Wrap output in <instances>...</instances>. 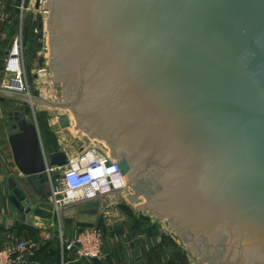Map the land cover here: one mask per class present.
<instances>
[{
    "label": "water",
    "instance_id": "water-1",
    "mask_svg": "<svg viewBox=\"0 0 264 264\" xmlns=\"http://www.w3.org/2000/svg\"><path fill=\"white\" fill-rule=\"evenodd\" d=\"M42 8L55 101L37 90L0 97L54 107L61 127L120 172L124 187L112 192L128 189L139 212L165 220L194 264H264V0H44ZM33 21L24 14V46ZM21 115L7 139L17 170L8 202L28 222L51 223L52 168L69 158L46 153L37 125ZM101 197L77 202L76 220L62 211L64 225L93 227Z\"/></svg>",
    "mask_w": 264,
    "mask_h": 264
},
{
    "label": "crops",
    "instance_id": "crops-1",
    "mask_svg": "<svg viewBox=\"0 0 264 264\" xmlns=\"http://www.w3.org/2000/svg\"><path fill=\"white\" fill-rule=\"evenodd\" d=\"M29 2V0H28ZM26 0H0V59L2 50L17 31L20 6ZM28 5V3H26ZM14 33L11 34L12 29ZM8 41V42H7ZM2 60V59H1ZM1 67V65H0ZM11 79L0 70V90H5V84ZM26 86L31 88L26 78ZM30 91L33 89H29ZM7 100L0 97V102ZM10 100V99H9ZM28 105V104H27ZM64 128V127H62ZM5 130L0 131V246H7L18 242L35 244L26 258L27 264H93L84 258H77L71 251H67L59 242L56 246V237L49 241L41 238L42 229L51 224V232H58V225L54 219L51 223H43L37 217L28 222V217L21 213L8 202L11 191L7 188V180L10 174L17 175V170L11 156L9 134ZM94 148L102 154L96 147L83 148L69 158L81 156V152ZM97 150H96V149ZM55 152V151H50ZM48 153V152H47ZM30 192V189L28 190ZM130 191L128 189L111 192L102 195L99 200V209L91 216L94 226L100 225L103 228L104 243L102 255L99 258L101 264H194L193 254L185 249L184 244L178 236L172 232L157 231L154 217L147 213L139 212L136 205L131 204L125 198ZM88 200L83 199L81 201ZM80 202V201H79ZM139 204H141L139 202ZM73 206H67L63 211L72 215L73 218L79 213L71 214ZM134 207V208H133ZM129 209L130 213L126 210ZM133 209V210H131ZM137 212H135V210ZM54 218V217H53ZM79 227L66 226L62 223V230L65 238H70L72 231ZM192 255V256H190ZM192 257V260H191ZM188 261V263H187Z\"/></svg>",
    "mask_w": 264,
    "mask_h": 264
},
{
    "label": "built area",
    "instance_id": "built-area-1",
    "mask_svg": "<svg viewBox=\"0 0 264 264\" xmlns=\"http://www.w3.org/2000/svg\"><path fill=\"white\" fill-rule=\"evenodd\" d=\"M35 1L30 5L34 10ZM43 2L41 1V4ZM47 15L48 12L42 8ZM18 28L13 37L9 40L8 45L2 50V70L5 75H10V81L5 84L6 90L16 91L19 93H30L26 86V79L23 75V42H22V19L24 4H21ZM29 9V8H28ZM45 20V19H44ZM38 33V27L34 29ZM46 35L44 36V39ZM12 82V84H10ZM81 156L73 159L69 158L67 165L59 168H52V172H59L57 179H50L51 200L53 206V214L56 218L53 220L58 225V232H51V224L42 229L41 238L49 241L53 237L60 240V244L67 251H71L75 257L84 258L90 263L94 257L100 258L102 255V247L104 236L99 227L77 228L71 232L70 238H65L62 230V211L67 206H75L77 202L92 198L96 195L109 194L114 190L120 189L115 185V181L119 178L122 180L120 172L115 168L111 159L107 156L98 154L94 148L83 151ZM51 178V177H50ZM111 185V187H110ZM77 193H82L77 196ZM35 248V244L18 242L7 246L0 247V264H27L26 258L31 249ZM62 263L65 264L62 259Z\"/></svg>",
    "mask_w": 264,
    "mask_h": 264
},
{
    "label": "rangeland",
    "instance_id": "rangeland-1",
    "mask_svg": "<svg viewBox=\"0 0 264 264\" xmlns=\"http://www.w3.org/2000/svg\"><path fill=\"white\" fill-rule=\"evenodd\" d=\"M33 0H26V3H31ZM42 2L44 0H41ZM24 4L23 15L26 13H33L34 21L32 23V28L30 29L28 36H27V45L23 46L22 58H23V75L25 79L27 78L28 81L32 82L30 85L33 90H37L40 92V95L46 99L55 101L54 98V90H52V81H51V74L48 70V61L49 58L47 57V47H46V38L47 31L45 28L42 30L38 29V33L34 32V29L38 27V22L44 23V19L47 18V14L40 8L38 11L31 9L30 5L28 7L27 4ZM22 4V3H21ZM42 6V4H41ZM21 7V6H20ZM29 8V9H28ZM22 12V9L20 10ZM14 28L11 31V34L14 33ZM42 34V38L36 40L37 36ZM9 41V40H8ZM7 41V42H8ZM2 59V56H1ZM0 59V70L2 69V62L3 59ZM10 78V75H7ZM29 105L20 103L19 101L14 100H2L0 102V131L4 132L8 130V132L12 131V120L11 117H14L16 112H21V118L26 119L28 122H33L37 125L39 134L41 136V141L45 142L46 147H44V151H58L62 150L66 154L69 155L74 154L75 152L93 145L88 144L81 138H78L75 134L73 135L68 127L62 128L58 120L60 117H63L61 114H55L54 107H48L45 105H37L34 104L32 107H28ZM28 109V112L25 110ZM96 149V148H95ZM97 150V149H96ZM59 177V172L54 171L51 172V179H57ZM21 181L23 178L21 177ZM134 208V207H133ZM128 213H130L129 209L126 208ZM133 210V209H131ZM135 210V209H134ZM135 212H137L135 210ZM131 214V213H130ZM156 223L155 228L157 231H167L170 232L167 223L165 220L160 221L155 219ZM101 229L103 228L98 225ZM103 232V231H102ZM60 240L56 237V246H59ZM192 256V255H190ZM194 259V257H193ZM192 260V257H191ZM195 260V259H194ZM188 263V261H187ZM58 264V263H57Z\"/></svg>",
    "mask_w": 264,
    "mask_h": 264
},
{
    "label": "bare ground",
    "instance_id": "bare-ground-1",
    "mask_svg": "<svg viewBox=\"0 0 264 264\" xmlns=\"http://www.w3.org/2000/svg\"><path fill=\"white\" fill-rule=\"evenodd\" d=\"M40 8V7H39ZM115 181V185L118 186V187H124L123 186V180H121V178L117 179V180H114ZM80 194L82 193H77V196H79Z\"/></svg>",
    "mask_w": 264,
    "mask_h": 264
},
{
    "label": "flooded vegetation",
    "instance_id": "flooded-vegetation-1",
    "mask_svg": "<svg viewBox=\"0 0 264 264\" xmlns=\"http://www.w3.org/2000/svg\"><path fill=\"white\" fill-rule=\"evenodd\" d=\"M13 118H14V117H11L10 119L12 120V123H11V124H12V131H15V130H16V129H15V126H14V125H15V122H14ZM40 139H41V136H40ZM42 143H43V141H42ZM43 147H44V146H43Z\"/></svg>",
    "mask_w": 264,
    "mask_h": 264
},
{
    "label": "trees",
    "instance_id": "trees-1",
    "mask_svg": "<svg viewBox=\"0 0 264 264\" xmlns=\"http://www.w3.org/2000/svg\"><path fill=\"white\" fill-rule=\"evenodd\" d=\"M43 146L46 147L47 145H45V142L43 141ZM1 247V246H0Z\"/></svg>",
    "mask_w": 264,
    "mask_h": 264
}]
</instances>
